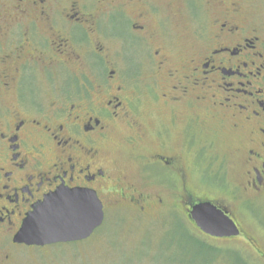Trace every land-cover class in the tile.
Returning <instances> with one entry per match:
<instances>
[{
  "label": "flooded vegetation",
  "instance_id": "1",
  "mask_svg": "<svg viewBox=\"0 0 264 264\" xmlns=\"http://www.w3.org/2000/svg\"><path fill=\"white\" fill-rule=\"evenodd\" d=\"M220 124L238 141L236 193L264 205V0H0V257L59 188L93 190L101 225L114 195L138 215L165 206L126 192L135 176L177 190L198 230L192 206L226 210L239 234L218 239L239 237L236 211L188 186L219 169Z\"/></svg>",
  "mask_w": 264,
  "mask_h": 264
},
{
  "label": "rangeland",
  "instance_id": "2",
  "mask_svg": "<svg viewBox=\"0 0 264 264\" xmlns=\"http://www.w3.org/2000/svg\"><path fill=\"white\" fill-rule=\"evenodd\" d=\"M171 29L184 35V27ZM177 44L179 47L188 45L187 37ZM147 109L143 106L144 112ZM214 127L219 130L218 141H214L213 151L208 150L207 154L213 153L219 169L188 175V186L196 196L220 201L230 211H236L243 229L239 237L218 239L202 233L186 220L178 207L177 190L166 192L159 191V188L152 190L149 186H139L135 176L131 177V187L126 192L158 194L165 200V206L150 203L145 209L146 214L150 215H138L126 207L113 208L119 204L114 195V201L112 197L104 199L109 206L104 222L88 238L45 246L7 243V247L11 248L5 247V250L10 256L6 259L0 257L5 261L0 264H264L263 196L236 193L234 185L240 170L233 163L237 159L238 141L227 125ZM109 150L114 149L110 147ZM123 162L132 168L131 161ZM132 185L135 188L133 191ZM244 200L252 202L249 213H239L242 207L239 204H244L240 203Z\"/></svg>",
  "mask_w": 264,
  "mask_h": 264
},
{
  "label": "water",
  "instance_id": "3",
  "mask_svg": "<svg viewBox=\"0 0 264 264\" xmlns=\"http://www.w3.org/2000/svg\"><path fill=\"white\" fill-rule=\"evenodd\" d=\"M189 215L196 227L208 236L224 238L239 234L227 211L211 202L195 204ZM103 217L102 203L93 190L59 188L26 216L13 241L45 246L84 240L101 225Z\"/></svg>",
  "mask_w": 264,
  "mask_h": 264
},
{
  "label": "trees",
  "instance_id": "4",
  "mask_svg": "<svg viewBox=\"0 0 264 264\" xmlns=\"http://www.w3.org/2000/svg\"><path fill=\"white\" fill-rule=\"evenodd\" d=\"M71 243H73V242H71Z\"/></svg>",
  "mask_w": 264,
  "mask_h": 264
}]
</instances>
